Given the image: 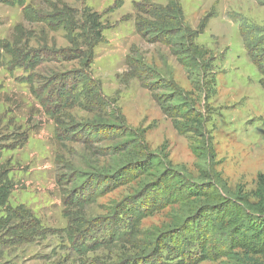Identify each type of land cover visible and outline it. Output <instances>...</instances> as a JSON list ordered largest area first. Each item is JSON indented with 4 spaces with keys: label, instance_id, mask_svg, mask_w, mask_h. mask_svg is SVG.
<instances>
[{
    "label": "rangeland",
    "instance_id": "1",
    "mask_svg": "<svg viewBox=\"0 0 264 264\" xmlns=\"http://www.w3.org/2000/svg\"><path fill=\"white\" fill-rule=\"evenodd\" d=\"M55 1L27 0L44 14ZM61 1L78 12L87 7L101 16L105 25L104 43L94 49L87 74L99 81L102 99L114 101V106L110 104L106 114H102L104 121L120 124L119 119L112 118L117 107L127 136L88 137L86 125L95 114L76 107L71 111L65 109L55 117L67 125L73 122L83 125L84 131L74 140L70 135L56 138L55 119L48 115L43 104L53 95L51 91H43V84L53 74L84 68L79 61L66 62L59 56L68 47L63 31L52 32L42 24L29 25L23 20L20 8L0 3V39L9 41L14 27L21 25L27 35L34 34L28 48L22 47L23 51L41 49L45 53L30 72L10 67L7 55L0 58V168H4L14 183L9 205L29 209L46 232L28 244H15L0 234V264H126L139 256L150 238L161 237L172 227L180 214L179 208H164L144 216L138 227L131 223L125 216V208L138 198L142 178L110 185L107 192L97 189L96 195H92L94 185L87 188L88 193L83 197H92L83 209L66 202L65 197L77 187L85 186L89 175L113 166L108 154L102 155L108 147L126 149L134 159L139 158V150L155 154L160 168L169 162L173 169L194 179L199 162L190 149L194 138L177 135L151 100V92L136 80L126 85L122 82L127 72L125 57L130 55L144 62L149 82L158 85L155 94L180 91L184 98L192 99L196 110L208 121L217 171L231 192L240 190L249 194L254 190L257 174L264 170V93L259 85L261 76L247 57L238 24L232 19L242 18L264 35V0H180L184 21L192 29L207 13L216 12V17L210 19L204 33L196 39L209 53L214 91L207 99L200 89L205 78L190 79L167 47L148 44L135 33L133 5L140 0H119L121 7L112 12L107 9L116 0ZM152 2L163 4L164 0ZM127 16L130 18L126 19ZM132 48L135 53L130 52ZM73 214L91 225L98 223L97 228L90 226L91 240L87 243L93 240L100 244L104 239L106 242L100 247L98 244L96 250L79 254L76 249L79 240L70 242V233L66 232ZM130 225L137 234L132 244L124 243V237L116 242L110 240L113 234L117 239L129 232ZM162 255V263L176 261L174 255L166 252ZM221 261L198 264H221ZM259 261L264 264V257Z\"/></svg>",
    "mask_w": 264,
    "mask_h": 264
},
{
    "label": "trees",
    "instance_id": "2",
    "mask_svg": "<svg viewBox=\"0 0 264 264\" xmlns=\"http://www.w3.org/2000/svg\"><path fill=\"white\" fill-rule=\"evenodd\" d=\"M0 3L20 8L23 20L29 25L42 24L49 31H63L68 47L61 50L59 56L66 62L79 61L84 68L53 74L43 84V91H51L53 95L48 103L43 101V104L48 115L55 119L56 138L65 139L70 135V139L74 140V137L84 131L83 125L74 122L67 125L61 118L55 117L65 109L71 111L76 107L95 114L94 119L86 125L88 137L127 136L117 107L112 118L119 119L120 124L104 121L102 114H106L110 104L114 106V101L103 100L99 81L91 79L87 74V69L93 62L94 49L104 43L102 32L105 25L101 16L87 7L78 12L61 0L50 5V11L45 14L34 9L27 0H0ZM121 5L116 0L107 11L112 12ZM133 7L135 33L148 44L167 47L178 64L191 76L190 79L205 78L201 88L199 87L205 99L212 95L214 83L210 76L209 53L196 43V39L204 33L210 19L216 17V12L212 10L207 13L192 29L184 21L180 0H164L163 4L140 0ZM232 20L238 24L239 36L247 57L261 76L259 85L264 93V35L242 18ZM32 38L34 34L27 35L21 25H16L9 41L0 39V58L7 55L10 67L30 72L45 56L41 49L23 51L22 47L27 49ZM130 52L135 53L133 48ZM124 62L127 72L123 75L122 82L125 85L130 80L140 83L143 89L151 92V100L170 121L177 135H190L194 138L190 149L199 162L198 175L195 179L191 178L188 174L173 169L169 162L160 168L161 163L155 154L139 150V158L134 159L126 149L119 146L108 147L103 150L107 153L102 155L108 154L113 166L103 169L102 173L89 175L90 179L85 186L83 184L77 187L68 198L65 197L66 202L83 209L92 195H96L97 189L102 188V191L107 192L110 185L142 178L138 198L135 203H127L129 207L125 208V216L131 223L135 222L138 227L144 216L174 206L179 208L180 214L171 228L163 232L161 237L150 238L141 248L139 256L131 258L126 264H198L218 260H222L221 264H262L259 258L264 257V170L257 174L251 193L246 194L240 190L231 192L217 171L216 154L206 126L208 121L202 112L196 110L192 99L187 100L180 91L155 94L158 85L149 82L144 62L130 55L125 57ZM193 74L196 77H192ZM93 185V194L84 198L83 195L88 193L87 188ZM13 190V181L4 168H0V234L12 239L15 244H28L35 238L44 236L46 232L29 209L22 205H9ZM79 194L82 195L81 198L77 197ZM74 214L69 217L71 223L66 228V232L70 233L68 239L72 243L79 240L76 243L79 245L76 247L79 254L96 250L99 243L87 241L91 240V232L88 233L90 226L96 227L98 223L91 225ZM133 229L134 226L130 225L129 232L121 237L117 236V239L114 234L110 238V231L107 232L110 240H115L112 242L124 237L123 242L130 245L137 235ZM105 242L106 239L99 247ZM163 252L176 256V261L162 263Z\"/></svg>",
    "mask_w": 264,
    "mask_h": 264
}]
</instances>
